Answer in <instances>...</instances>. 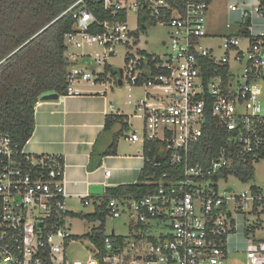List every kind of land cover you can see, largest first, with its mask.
Listing matches in <instances>:
<instances>
[{"label": "built area", "instance_id": "2783aa9c", "mask_svg": "<svg viewBox=\"0 0 264 264\" xmlns=\"http://www.w3.org/2000/svg\"><path fill=\"white\" fill-rule=\"evenodd\" d=\"M214 1L75 0L63 11L73 22L64 35V95L80 93V84L126 90L129 116L141 120V127L130 124L127 139L143 145L149 190L101 196L95 205L105 199L104 222L124 217L130 231L105 234L88 260H71L63 162L24 153L0 131V264H225L237 249L229 244L242 236L249 262L264 264L257 223L246 224V214L264 211V182L241 191L224 184L229 177L251 181L264 162V0H225L236 15L226 26L240 27L215 47L219 55L201 41ZM129 11L136 12L135 29ZM154 24L169 28L164 55L139 46ZM117 45L125 48L121 67L107 63ZM118 69L121 84L112 75ZM246 167L250 178L243 179L238 170ZM79 197L90 204V194Z\"/></svg>", "mask_w": 264, "mask_h": 264}, {"label": "trees", "instance_id": "16d2710c", "mask_svg": "<svg viewBox=\"0 0 264 264\" xmlns=\"http://www.w3.org/2000/svg\"><path fill=\"white\" fill-rule=\"evenodd\" d=\"M74 1L0 0V131L10 136L18 150L33 132L34 106L40 95L46 91L59 95L66 93L69 63L64 54V35L71 31L73 22L70 15L61 14ZM93 8L97 17L103 20L105 16L99 4ZM248 22L245 19L242 27ZM126 121L125 115L111 113L106 116L105 129H110L115 123L126 127ZM115 150L116 137L110 149L100 153L89 167L99 166L102 156ZM58 158L62 162V158ZM148 171L147 168L141 170L135 183L107 187L104 198L146 193L149 190V185L145 183ZM238 172H242L243 179L250 178L248 167L240 168ZM104 205L105 199H101V204L95 205L92 213L84 215L91 221L101 222L88 234L97 246H101L105 236Z\"/></svg>", "mask_w": 264, "mask_h": 264}, {"label": "crops", "instance_id": "0c3cea01", "mask_svg": "<svg viewBox=\"0 0 264 264\" xmlns=\"http://www.w3.org/2000/svg\"><path fill=\"white\" fill-rule=\"evenodd\" d=\"M226 10L229 22L236 15L228 12L227 7ZM78 89V94H58L55 99L39 97L34 106L33 132L22 147L24 153L32 156L55 155L62 158L65 201L73 213L69 202L80 204L79 196L90 194L88 206L94 208L107 187L135 183L144 164L141 142L127 139L132 124L130 113L117 105L111 97L110 92L113 91L102 93L101 87L92 89L88 84H80ZM109 104L113 107L110 108ZM111 113L127 116L126 127L115 123L110 129H105L106 116ZM114 137L115 152L103 155L99 166L90 168L91 161L110 149ZM108 169L111 171L109 176L105 174ZM91 185H102L103 194L89 193Z\"/></svg>", "mask_w": 264, "mask_h": 264}, {"label": "rangeland", "instance_id": "374dc122", "mask_svg": "<svg viewBox=\"0 0 264 264\" xmlns=\"http://www.w3.org/2000/svg\"><path fill=\"white\" fill-rule=\"evenodd\" d=\"M228 22V15L226 10V1L225 0H215L209 7L208 16L206 18L207 25V34L205 38H203L202 44L207 47H213L216 54H221L222 49H217L218 44L222 42V39L225 35L235 34L240 27L239 23H231L229 26H226ZM127 23L130 29H135L136 27V12L129 11L127 14ZM169 28L167 26H162L158 24L149 25L145 28L141 38L139 46L146 49L148 52L164 55L168 51V47L163 44V41L168 42L169 40ZM91 50H101L98 47H92ZM117 54L115 56H111L107 59V63H109L113 67H121L123 65V55L125 52V48L117 45L115 47ZM71 50V48H70ZM81 49H79L80 51ZM87 51V50H86ZM102 68V67H101ZM92 89L99 88V85L90 86ZM111 97H113L114 101L119 105V107L124 112L131 113L133 107L127 106L124 104L126 90L123 87L114 88ZM143 92L140 89H136V95L142 96ZM119 109V110H121ZM131 123L135 127H141V120L137 118H131ZM139 129V128H138ZM123 134H127V131H123ZM120 137V136H119ZM139 144V143H138ZM264 182V162L261 161L255 170L254 178L251 181L241 182L233 177H229L226 181L225 186H230L234 191H241L243 189H247L251 184L262 185ZM70 209H72L76 214L70 213L66 224L69 227V233L72 235V240L67 249L66 253L69 259H81L88 260L92 254V242L88 237V234L91 232L92 228L95 224L99 223L97 221H91L89 218L84 216L85 214L92 213L94 208L92 205L83 206L79 203L72 205L69 202ZM80 214V215H78ZM247 220L246 224L249 225L253 222L257 223V230L255 236L264 241V211H260L259 215L254 217L251 214H246ZM126 219L124 217L118 219H106L103 224V230L105 234H116V235H127L130 231L128 224H125ZM248 236H252L251 233L248 232ZM247 246H249V242L242 237L236 238V240H232L228 247L231 250L228 253L225 264H251L247 259Z\"/></svg>", "mask_w": 264, "mask_h": 264}, {"label": "water", "instance_id": "95a60500", "mask_svg": "<svg viewBox=\"0 0 264 264\" xmlns=\"http://www.w3.org/2000/svg\"><path fill=\"white\" fill-rule=\"evenodd\" d=\"M118 74V78H117V82L118 84H121V76H122V70L118 69L112 72V75L114 77H116V75ZM41 98L43 99H55L58 97V94L54 91H46L44 93H42L40 95ZM89 193L91 194H97V195H101L103 194V186L102 185H91L89 187Z\"/></svg>", "mask_w": 264, "mask_h": 264}]
</instances>
